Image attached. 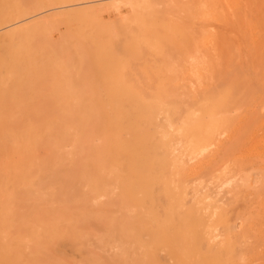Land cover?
Returning <instances> with one entry per match:
<instances>
[{
  "label": "bare ground",
  "instance_id": "1",
  "mask_svg": "<svg viewBox=\"0 0 264 264\" xmlns=\"http://www.w3.org/2000/svg\"><path fill=\"white\" fill-rule=\"evenodd\" d=\"M184 1L0 0V264H239L247 256L237 254L244 231L232 201L255 182L240 165L264 160V93L246 106L236 83L215 86L210 28L241 0ZM252 34L264 36L256 25ZM240 107L252 117L242 132L250 130V145L241 142L249 158L232 149L234 162L224 139L234 144L246 127ZM224 186L235 194L231 211L219 198ZM257 194L261 213L249 206L254 220L239 218L249 234L264 225L253 224L264 221ZM247 232L244 247L256 238Z\"/></svg>",
  "mask_w": 264,
  "mask_h": 264
},
{
  "label": "rangeland",
  "instance_id": "2",
  "mask_svg": "<svg viewBox=\"0 0 264 264\" xmlns=\"http://www.w3.org/2000/svg\"><path fill=\"white\" fill-rule=\"evenodd\" d=\"M185 2H187V0H185L183 3H185ZM164 5H166V7L165 6L164 7H165V10L167 11V13L165 11V14H169V15L174 14L173 10H175L174 9L175 7H172V6L167 5V4H164ZM161 6H163V3H160L158 7L164 8V7H161ZM158 7H156V9ZM160 8H158V9H160ZM126 9L125 8L121 9L120 14L122 16H123V13L126 14V12L128 10V9L127 10ZM161 11L164 12V10H161ZM125 14H124V16H125ZM126 15H128V12H127ZM40 16H42V14ZM115 16H117L116 13H110L109 15H106V17H108V19H110V20L116 18ZM254 25L257 26L258 30L260 29V31H262V33H264V0H241V9L239 11L230 10L228 12V15L226 16V20L225 21L219 22V23H215L210 28L211 31L216 33L217 38H218V40H217V42H216V44H215V46H214V48L212 50L213 59L216 62V64H218L217 71H216L217 72V78L215 79V86L218 87V88H221L226 82H228V81L230 82V80L234 83V85L236 83V85H235L236 86V89H235L236 92H234L235 93L234 96L236 98L240 97L238 99V101L239 102L243 101L245 103V104L242 103L243 105H246L247 102H249L248 104H250V101H251L250 98L253 97L254 95L256 96L257 94L264 93V79L261 78L262 74H264V36L260 37L257 41H255L256 43L253 41L252 32H253V26ZM60 28L62 30V27H60ZM58 34H59V31L57 33L56 30H55L54 31V35L57 36ZM250 45L255 46V49L253 48V46H251V50H248L250 48L249 47ZM172 54H175V53H172ZM173 57L174 56H172V58ZM187 97L185 95H182V97H181L182 101L185 100ZM187 100H189V99L187 98ZM187 102L188 101H186V103ZM243 105H242V107H243ZM242 107H240V111H239L238 115L243 111ZM245 109H247V108L245 107ZM242 113H241V116L239 115L240 117H242V115H243ZM246 113H245L246 115L244 114V117L248 115V111ZM238 115L235 118L236 120L240 118V117H238ZM250 115L247 116L248 119H247V117L245 118V119H247V122H246V120H244L246 122V124H245L246 127L242 126V128L245 127L244 129H240L241 128L240 127L239 128V132H237L238 136L239 135H241V136H239V138H237L238 140L235 139L236 142L235 141L234 142L236 144L235 143L233 144V141L231 142L229 140L230 141L229 142L228 140H225L224 139L225 137L223 138L225 143L229 144V146H230L229 147L230 149H229L228 153H231V150L234 149V152H235V150L239 151V152L236 151L239 154V156L242 153H243V155L247 156V154H248L247 153L248 152L247 148L249 147L248 145H250V139H246V138L249 135L248 133L250 132V130H249L250 128L248 127L249 126L248 124H250V122H251L250 118H252ZM259 115L260 116L264 115V107H262L261 112L259 111ZM244 117H242V118H244ZM241 121L243 122V119ZM241 121H240V124L243 125L244 123H241ZM246 128H249L248 129L249 131L247 130L246 131L247 133H242V132H244L243 130H245ZM258 136L261 137V138H264V130L261 129L258 132ZM248 138H249V136H248ZM243 139L244 140L245 139L249 140V144L247 143L248 141L245 142ZM227 141H228V143H227ZM241 142H242V144L244 143L248 147L244 146V145L242 146ZM230 144L235 145V147L231 146ZM236 145L239 146V149H235ZM243 147H246V148L244 149ZM240 148H243V149H240ZM240 150H246V151L242 152ZM232 152H233V150H232ZM240 152H242V153H240ZM245 152H246V154H245ZM233 153L227 154L226 157L227 156L231 157V155H232V157L237 156V153H234V156H233ZM232 157L230 158L231 160H233ZM240 157H242V156H240ZM239 158H238V160H240ZM247 158H249V157L247 156L246 159ZM230 159L229 158L225 159V161L228 162L227 160H230ZM234 162H233V164H234ZM252 162L253 163H251V164H253V165L251 166V164L249 165V163H247L248 166L251 169H257V170H252L253 172L251 173V175H250V171L247 173V171L249 169L246 167L247 164H245L246 163L245 161H244V164L242 163V165H240V169L243 170L241 172H243L242 173L243 176L245 175L244 178H246V176H248V180H249V178L252 177L251 181L255 180V182H256V183L255 182L253 183V181L250 182V183H249V181L247 182V184L248 183L249 184H248V186L246 185L247 188H248L245 191L246 194L240 192L241 194H245V195H242V197L243 196H245V197L242 198L241 194L238 193L240 195L238 197H240L242 200L243 199H245V200L244 201H242L241 199L240 200H236L238 198H235V200L232 201V203H234V204L236 202L235 206L233 207L234 211H231L230 208L232 206L229 207V205H233V204H229L228 205V203H230V200L233 198V196L235 194L232 193L233 195H231V194L229 195L230 192L226 191L227 186L226 187L224 186L225 189L224 188L223 189L225 191L223 190L221 192V194L219 195V198L222 200V203H224V204L226 203V205H228L229 208L226 205L225 206L231 211V214H233V215L239 214L238 215L239 218L240 217L241 218H247V216L253 217V220H254V216H256L254 214H257V213L260 214L261 213L262 205L258 203L259 201L258 202H256V201L258 200L257 199V195H258L257 193L260 194V193L264 192V160H262V162L261 161L257 162V160L254 159V160H252ZM256 162H257V164H255ZM258 163H260V164H258ZM230 164H232V161L230 162ZM255 165H257L258 167H256ZM253 166H254V168H252ZM252 174H253V176H252ZM243 176H241V177L237 176V177H239V179L237 178V181L241 180L242 184L244 182V181H242V177ZM235 181H236V179H235ZM235 181H234V183L232 181L233 186L236 183ZM241 182H239V183H241ZM239 183L237 182L236 185H238ZM252 183H253V185H252ZM242 184H240V185H242ZM250 184H251V187L249 188ZM229 185H231V184H229ZM244 185H245V183H244ZM231 186L229 188H232ZM237 187H239V186H237ZM237 187H235V188L238 190ZM229 188H227V190ZM212 189L214 190L215 187L212 188ZM259 189L262 192H258ZM260 195H264V194H260ZM260 197H259V200L261 201ZM262 198H264V196H262ZM260 203H262V202H260ZM249 206L253 207V209L255 207V209L257 211L255 209L254 210L257 213H255L253 209H251V211H250L251 207H249ZM252 211H253V213H252ZM233 215H232V217L235 218V220H236L237 216L236 215L233 216ZM257 217H259V215ZM239 218L237 219V222H236V224H239V227H237L238 228L237 231L239 232V231L242 230L244 232H247L246 229L248 230L249 224H247V221L244 222V223L243 222L241 223V219H239ZM257 221H253L254 222L253 223L254 224V228H256L258 225L260 226V224L262 222H264L262 220H259V222H257ZM255 222H257V223H255ZM261 226L264 227V225H262V224H261ZM262 227L256 228L257 230H259L258 232H255L257 230L254 231V229H252L250 231V234L247 232L249 234L248 236H250V237L252 236V234L256 235V238H255L254 235H253L254 237L253 236L251 237V238L256 239V242L254 241V239L252 240L248 236H247V238H245V239L249 238V240H251V241H247L248 245L250 244L249 242H252V243L254 242V244H256L258 242L257 240H259L261 237H264V236H260L261 234H264V229H261ZM244 232L243 233L242 232L239 233V235H241V239H240L239 248L237 250V254L240 257L244 256V254L246 255V253H248V254H247V256H244L245 259L242 257L243 259L241 258V260H239L238 263L239 264H264V246H261L260 251H258V253H255V252L251 253L253 247H255V246L252 245V243L249 246H247V247H244V245H246V243L244 244L243 241H242L243 243L241 244L242 234L245 236ZM258 236H260V238ZM245 239H243V240H245ZM262 243H264V241H262L260 239L258 244H262ZM252 256H253V258H252Z\"/></svg>",
  "mask_w": 264,
  "mask_h": 264
}]
</instances>
